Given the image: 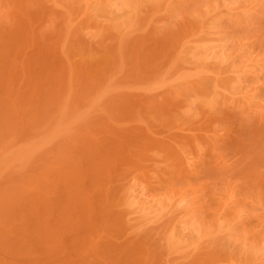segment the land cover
<instances>
[{"label":"rangeland","instance_id":"rangeland-1","mask_svg":"<svg viewBox=\"0 0 264 264\" xmlns=\"http://www.w3.org/2000/svg\"><path fill=\"white\" fill-rule=\"evenodd\" d=\"M0 264H264V0H0Z\"/></svg>","mask_w":264,"mask_h":264},{"label":"bare ground","instance_id":"bare-ground-1","mask_svg":"<svg viewBox=\"0 0 264 264\" xmlns=\"http://www.w3.org/2000/svg\"><path fill=\"white\" fill-rule=\"evenodd\" d=\"M215 53V52H214ZM211 54H212V52H211ZM223 58V57H222ZM223 60V59H222ZM145 202V201H144Z\"/></svg>","mask_w":264,"mask_h":264}]
</instances>
